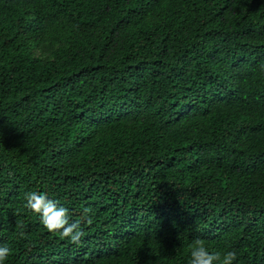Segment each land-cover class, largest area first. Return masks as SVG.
<instances>
[{
  "label": "trees",
  "instance_id": "16d2710c",
  "mask_svg": "<svg viewBox=\"0 0 264 264\" xmlns=\"http://www.w3.org/2000/svg\"><path fill=\"white\" fill-rule=\"evenodd\" d=\"M0 264H264V0H0Z\"/></svg>",
  "mask_w": 264,
  "mask_h": 264
},
{
  "label": "clouds",
  "instance_id": "9594fccd",
  "mask_svg": "<svg viewBox=\"0 0 264 264\" xmlns=\"http://www.w3.org/2000/svg\"><path fill=\"white\" fill-rule=\"evenodd\" d=\"M112 131H113V133H114V130H113V128L111 127V133H112ZM122 143H123V140H120V138L115 139V141L112 142V147H111L110 151L107 153V155H108V154H111V152H112V153L116 152V151L119 149V147L122 146ZM109 156H110V155H109Z\"/></svg>",
  "mask_w": 264,
  "mask_h": 264
}]
</instances>
